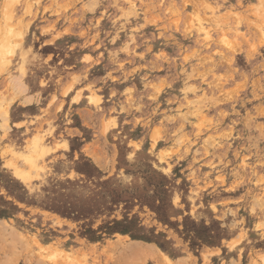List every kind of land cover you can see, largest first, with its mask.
Instances as JSON below:
<instances>
[{
	"label": "rangeland",
	"instance_id": "obj_1",
	"mask_svg": "<svg viewBox=\"0 0 264 264\" xmlns=\"http://www.w3.org/2000/svg\"><path fill=\"white\" fill-rule=\"evenodd\" d=\"M0 264H264V0H0Z\"/></svg>",
	"mask_w": 264,
	"mask_h": 264
},
{
	"label": "bare ground",
	"instance_id": "obj_2",
	"mask_svg": "<svg viewBox=\"0 0 264 264\" xmlns=\"http://www.w3.org/2000/svg\"><path fill=\"white\" fill-rule=\"evenodd\" d=\"M125 247H126L128 252H131L134 250L133 253H136V251L138 252L140 250L139 249L140 247L138 248L137 244H127ZM135 249H138V250H135Z\"/></svg>",
	"mask_w": 264,
	"mask_h": 264
}]
</instances>
